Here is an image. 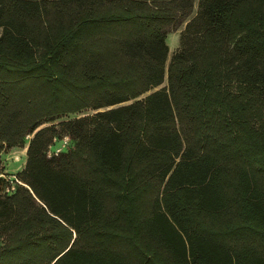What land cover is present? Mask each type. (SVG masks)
I'll return each instance as SVG.
<instances>
[{
  "label": "trees",
  "instance_id": "trees-1",
  "mask_svg": "<svg viewBox=\"0 0 264 264\" xmlns=\"http://www.w3.org/2000/svg\"><path fill=\"white\" fill-rule=\"evenodd\" d=\"M191 4L0 0V264H264V0Z\"/></svg>",
  "mask_w": 264,
  "mask_h": 264
},
{
  "label": "rangeland",
  "instance_id": "rangeland-1",
  "mask_svg": "<svg viewBox=\"0 0 264 264\" xmlns=\"http://www.w3.org/2000/svg\"><path fill=\"white\" fill-rule=\"evenodd\" d=\"M191 2L192 4L189 11L191 15H194L198 6V0H191ZM184 12L181 11L178 14L175 22L167 27V31L169 33L170 54H172L174 49L176 48L180 31L184 28L186 24L185 18H188L189 16L188 14H186V11ZM90 111L91 110H89V112ZM25 150L26 148L23 147H13L0 156V167L5 171L6 176H9L10 174L13 175L24 166V161L26 160ZM15 156H19V159H16Z\"/></svg>",
  "mask_w": 264,
  "mask_h": 264
},
{
  "label": "built area",
  "instance_id": "built-area-1",
  "mask_svg": "<svg viewBox=\"0 0 264 264\" xmlns=\"http://www.w3.org/2000/svg\"><path fill=\"white\" fill-rule=\"evenodd\" d=\"M68 141H69V136H64V138H63V140H62V144L58 147V148H56V150H55V153L57 154L60 150H61V148L63 147V146H65L67 143H68ZM52 153V151L51 150H49V154H51ZM15 158L16 159H19V156H15ZM14 187V184L12 185V188Z\"/></svg>",
  "mask_w": 264,
  "mask_h": 264
},
{
  "label": "bare ground",
  "instance_id": "bare-ground-1",
  "mask_svg": "<svg viewBox=\"0 0 264 264\" xmlns=\"http://www.w3.org/2000/svg\"><path fill=\"white\" fill-rule=\"evenodd\" d=\"M26 151V150H25ZM25 162V161H24Z\"/></svg>",
  "mask_w": 264,
  "mask_h": 264
}]
</instances>
